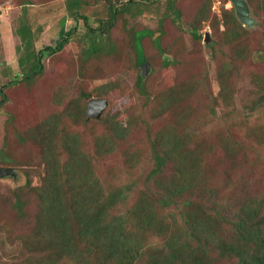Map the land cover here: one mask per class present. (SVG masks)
I'll list each match as a JSON object with an SVG mask.
<instances>
[{
	"label": "rangeland",
	"instance_id": "obj_1",
	"mask_svg": "<svg viewBox=\"0 0 264 264\" xmlns=\"http://www.w3.org/2000/svg\"><path fill=\"white\" fill-rule=\"evenodd\" d=\"M74 1L0 0V168L16 172L0 177V264L113 260L86 252V238L63 245L61 229L79 230L73 214L45 224L56 232L53 238L42 229L48 170L65 199L73 196L69 186L75 181L100 187L105 197L117 194L109 214L122 217L147 257L175 232L193 251L211 247L214 261L231 264L212 238L190 236L182 213L223 216V237L233 231L241 201H254L264 215V0H247L251 25L238 18L231 0H78L77 7ZM110 2L125 9L109 32H92L89 26L111 17ZM233 14L242 28L232 23ZM28 26L35 53L59 41L63 26L75 28L62 50L42 54L43 72L30 79L24 78L30 63H19L25 54L19 32L27 34ZM141 30L150 32L140 42L150 64L146 74L137 63ZM93 97L108 99L100 118L87 117ZM174 144L178 153L187 152L180 163L187 175L177 180L178 159L172 157L151 178L155 151L174 150ZM159 177L170 189L181 180L175 201L166 206L158 204L167 194ZM142 198L154 208L133 213ZM145 256L137 263L145 264Z\"/></svg>",
	"mask_w": 264,
	"mask_h": 264
},
{
	"label": "trees",
	"instance_id": "obj_2",
	"mask_svg": "<svg viewBox=\"0 0 264 264\" xmlns=\"http://www.w3.org/2000/svg\"><path fill=\"white\" fill-rule=\"evenodd\" d=\"M133 1L134 0H128L127 2L131 3ZM71 3L74 7L81 4L78 0ZM109 5L111 17L108 20L102 19L101 25L97 28L89 26V29L92 32L96 34L109 32V29L114 24L116 14L120 10L122 11L125 9L124 5L120 3L110 2ZM175 12L178 16L180 15V11L175 9ZM83 18H85L86 21L88 20L87 16H83ZM231 21L233 24H236L238 28L243 27L242 22H240L235 14L232 15ZM22 25L23 24L20 26ZM22 30L27 32L26 27H23ZM73 30H75V28L72 27L65 30L63 26L60 30L59 41L55 44L45 45L40 48L37 53H35L32 49L33 39L29 26L27 34H21L19 32L24 45L23 47L25 48V54L21 55L19 63L21 66L26 65L27 61L30 63L28 66L29 70L25 74L24 78L30 79L33 75L42 73V54H54L62 50L66 43L69 42L70 35ZM141 31V33H139L140 31L136 33L138 64L147 62V58L144 54V48L140 42L147 35V33H150L148 30ZM192 34L195 38H200V35L197 34L196 28L193 29ZM92 51L94 50L92 49ZM167 63H169V61H167ZM14 82H17V80H11L8 83ZM263 99L261 98V100L257 103H261ZM2 101H4V99ZM174 146V150L168 149L161 154L158 153L157 150L155 151V159L157 163L156 167L150 173L151 178L158 177L157 174L161 172L166 160L172 157H176L178 159V171L180 174L177 176V180L185 172V176L187 175L188 168H186V165L184 164L185 168L184 166H180V163L184 161L182 159L187 156V152L184 151L185 154H180L177 151L178 144H174ZM48 174L49 182H47L48 185L46 187L48 192L44 195L41 194V219L42 222H44L42 229L51 231L49 238H53V233L56 232H53V227H47L45 224L47 223L48 225L53 226L55 221L52 220L54 218H61V220H65L68 217L67 214H73L74 217L77 218L76 221L79 225V230L76 234L65 228L61 229L64 246L70 248L72 244H77L76 240L80 237L84 239L86 238L89 242H91L89 245L90 247L86 250V252L97 256H101L102 253L109 254L110 257L113 258L109 264H142L137 263V260L142 258L144 255H146L145 257L147 259L145 264H219L211 258V253L213 252L211 247L197 253L189 246V242L182 241V238L179 237L180 235L175 232L165 235V247L163 249L158 250V252H155L147 257V249L144 248L143 243L139 241H132L133 239L129 237V234L126 232V224L122 217L109 214L111 205H115L117 203V199L119 197L117 194L105 197L100 187H91L82 181H75L73 183L77 185L78 188H73V183V186H69L73 196H71L68 200L63 198L59 185L53 181L54 170H48ZM179 182H181V180ZM179 182H175L176 186L170 189L169 185L168 187L164 186V183L161 182L159 177L157 180L158 187L167 192V194H162L161 197L158 198V204L160 206H166L175 201L174 196L179 194L178 188L181 189L182 187ZM68 183L69 182H67L66 185H69ZM98 188L100 189L98 190ZM22 202L23 201L20 199L16 200L15 206L18 210H21L23 206ZM257 202L260 203V201ZM254 203V201L249 200L241 201V204L237 207L235 218L232 222L233 231L226 237H223V235L220 234V230L222 231L220 223L224 219L223 216L185 211L182 213V218L184 225H186V230L189 229L187 231H189L190 236L194 237L195 235H199L198 239L200 241H202V238L204 237L209 240L212 238V243L215 244L216 250H219L221 256L226 258L225 260H231V264H264V215H261L258 206L254 205ZM153 208L154 207L150 199L142 198L139 202H137L136 207L133 208L132 211L133 213L140 215L141 210L149 212ZM260 215L262 217H259ZM147 219L149 221L142 220L141 218L142 221L150 224L152 217L149 216ZM161 231V229H156V233L158 235H162ZM147 232L144 231L143 233ZM97 264H102L99 259ZM103 264H105L104 261Z\"/></svg>",
	"mask_w": 264,
	"mask_h": 264
},
{
	"label": "water",
	"instance_id": "obj_3",
	"mask_svg": "<svg viewBox=\"0 0 264 264\" xmlns=\"http://www.w3.org/2000/svg\"><path fill=\"white\" fill-rule=\"evenodd\" d=\"M233 7L235 8L238 18L245 24L251 25L253 23V17L251 16L250 7L247 0H231ZM210 39L209 33L205 34V41ZM143 74L148 73L150 69L149 62L142 64ZM109 102L106 98L93 97L88 100L86 113L88 118H100L103 112L106 110ZM7 175H16V172L12 168H0V177Z\"/></svg>",
	"mask_w": 264,
	"mask_h": 264
}]
</instances>
